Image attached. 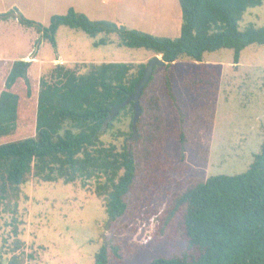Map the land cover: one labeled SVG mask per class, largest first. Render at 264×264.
<instances>
[{
	"label": "rangeland",
	"instance_id": "rangeland-1",
	"mask_svg": "<svg viewBox=\"0 0 264 264\" xmlns=\"http://www.w3.org/2000/svg\"><path fill=\"white\" fill-rule=\"evenodd\" d=\"M71 6L93 20L119 19L127 28L160 37L175 38L180 33L178 0H111L108 4L100 0H0V77L12 61H29L27 72L36 80L37 90L40 78L49 79L56 64L83 72L92 61L145 63L155 55L145 48L119 45L115 33L109 35L110 43L94 47L93 38L67 26L58 28L53 47L35 25L18 21L23 16L47 26L52 15L63 14ZM249 24L264 25V3L246 10L239 27ZM167 77L182 115L168 99ZM154 96L162 115L163 149L174 164L179 162L183 133L184 169L161 173L158 183L148 187L143 183L149 178L138 176L136 188L127 194L126 212L110 224L104 199L95 193L92 179L83 185L79 179L64 183L29 174L17 188L0 189V264H94L98 248L104 244L109 249L111 243L120 245V258L109 253L107 264H148L152 258L184 249L174 227L159 233L158 217L177 184L184 188L211 175L242 173L259 152L264 141V44L242 49L238 63L233 62V50L223 48L205 52L202 61L182 56L168 70L159 66L142 103ZM129 120L121 116L111 130L104 128L105 144L120 145L123 138L113 133L128 130ZM144 120L141 114L139 121ZM24 135L0 136V143ZM143 188L151 193L149 207L143 203ZM180 216L181 211L173 221Z\"/></svg>",
	"mask_w": 264,
	"mask_h": 264
},
{
	"label": "trees",
	"instance_id": "trees-1",
	"mask_svg": "<svg viewBox=\"0 0 264 264\" xmlns=\"http://www.w3.org/2000/svg\"><path fill=\"white\" fill-rule=\"evenodd\" d=\"M178 3L181 24L175 38L110 20H93L72 6L63 14L52 15L47 26L23 16L18 21L35 25L53 47L60 26L84 31L93 38L94 47L110 43L109 35L115 33L121 46L160 54L165 70L182 56L202 61L205 52L223 48L232 49L233 62L238 63L242 49L252 43L264 44V25L239 27L246 10L262 5L264 0ZM29 65L26 60H14L5 68L6 75L0 77V136L25 134L0 143L1 190L17 188L29 174L44 181L61 179L69 183L79 179L83 185L92 179L95 193L104 199L110 224L126 212V197L136 188L138 176L149 178L143 183L148 187L158 183L159 174L184 169L183 133L179 136V162L174 164L163 149L159 100L154 96L142 103L157 67L139 100L145 120L137 123L136 141L127 143L132 135V102L107 124V130H111L121 116L130 119L128 130L113 133V137L123 138L117 145L102 140V124L110 107L133 91L146 62H90L83 72L56 64L49 79L40 78L37 90L36 80L27 72ZM165 83L172 107L182 115L168 77ZM178 185L158 217V230L164 233L165 228L174 227L185 247L179 254L155 257L148 264H264V141L242 173L211 175L184 188ZM143 190V203L149 207L151 193ZM180 211V218L174 222ZM119 246L111 243L107 249L102 244L94 254V264H107L109 253L119 259Z\"/></svg>",
	"mask_w": 264,
	"mask_h": 264
},
{
	"label": "water",
	"instance_id": "water-1",
	"mask_svg": "<svg viewBox=\"0 0 264 264\" xmlns=\"http://www.w3.org/2000/svg\"><path fill=\"white\" fill-rule=\"evenodd\" d=\"M165 64V61L162 60L161 57H159L157 54L152 56L147 62L146 66L142 71V75L138 79V81L134 84L133 91L127 96V98L122 101L119 104L112 105L110 109L108 110L107 116L102 124L101 130L106 128L107 124L118 115L120 110L127 105L129 102H132V108H133V115L131 120V130L132 135L128 138L130 142H133L137 138V123L139 121V117L141 115L142 109L140 106V97L142 94V91L144 87L147 85V83L150 81V78L153 74V70L155 67L163 66Z\"/></svg>",
	"mask_w": 264,
	"mask_h": 264
},
{
	"label": "crops",
	"instance_id": "crops-1",
	"mask_svg": "<svg viewBox=\"0 0 264 264\" xmlns=\"http://www.w3.org/2000/svg\"><path fill=\"white\" fill-rule=\"evenodd\" d=\"M111 0H100V3L101 4H108L109 2H110ZM114 1H116V0H114ZM117 24H120V22H122V21H120L119 19H115L114 20ZM35 60H37L36 58H35ZM54 60V59H53ZM52 60V61H53ZM93 62V61H92Z\"/></svg>",
	"mask_w": 264,
	"mask_h": 264
}]
</instances>
